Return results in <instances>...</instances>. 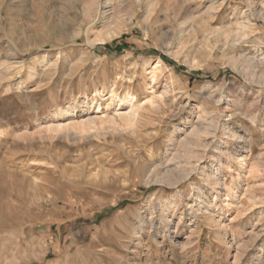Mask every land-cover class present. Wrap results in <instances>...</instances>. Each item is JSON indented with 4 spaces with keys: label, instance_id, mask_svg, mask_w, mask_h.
<instances>
[{
    "label": "rangeland",
    "instance_id": "obj_1",
    "mask_svg": "<svg viewBox=\"0 0 264 264\" xmlns=\"http://www.w3.org/2000/svg\"><path fill=\"white\" fill-rule=\"evenodd\" d=\"M109 4L0 0V264H264V0Z\"/></svg>",
    "mask_w": 264,
    "mask_h": 264
},
{
    "label": "bare ground",
    "instance_id": "obj_2",
    "mask_svg": "<svg viewBox=\"0 0 264 264\" xmlns=\"http://www.w3.org/2000/svg\"><path fill=\"white\" fill-rule=\"evenodd\" d=\"M112 0H106V4H109L110 2H111ZM114 1V0H113ZM134 1V3H136V4H138L139 2H140V0H133ZM96 2V1H95ZM98 2V1H97ZM99 5V4H98ZM110 5V4H109ZM105 12V11H104ZM104 12H103V15H102V17L103 18H105V15H104ZM83 14V13H82ZM242 27V26H241ZM240 27V28H241ZM114 35L113 34H111V32H109L108 34H107V36H105L106 38H112ZM96 38V40L94 41V42H97V43H99V44H101V43H104V41H105V39H103L102 37H100L99 35L98 36H96L95 37ZM250 62V61H249ZM246 65V66H245ZM242 66H245V67H248L249 65H247V64H245V62H244V60H243V62H242ZM253 66V65H252ZM259 67V66H258ZM132 97H133V95H125L124 97H123V99H119V102L120 103H130V100L132 99ZM131 104V103H130ZM151 105V104H150ZM114 114L116 115V117L120 120V122H122L124 125H127V126H132L133 125V123L135 122L134 120H136L135 118H137L136 117V114L138 115V112L135 110V109H133L132 108V106L130 105V107H129V110L127 111V112H124V113H122V112H119V109H117V110H115L114 111ZM116 117L115 116H111V117H108L107 119H106V121L104 122V123H107V124H110V125H116L117 123V121H116ZM117 119V120H118ZM103 121V120H102ZM86 122H88V121H86ZM93 122H89V124L91 125ZM103 123V122H102ZM94 124V123H93ZM86 125V124H85ZM198 136H199V134H198V132H195ZM202 137V136H201ZM240 138V137H239ZM184 140V139H183ZM183 143V145L184 146H188V145H196V143H194L193 142V140L192 139H190V138H185V140L184 141H182ZM246 146H247V144H246ZM244 152H246V149H245V151ZM190 154V153H189ZM189 154H187L188 156H189ZM240 154V153H239ZM238 154V157H236V159H237V162L238 163H245V158H244V156H241V155H239ZM177 155V154H176ZM190 158V157H189ZM195 158V157H194ZM198 158V157H197ZM174 159V158H173ZM183 161V160H182ZM197 164V163H196ZM202 169V168H201ZM176 170V169H175ZM183 170L185 171V169L183 168ZM177 171V170H176ZM165 172V171H164ZM163 172V173H164ZM178 172V171H177ZM181 172V171H180ZM160 173V172H159ZM178 174V173H177ZM183 174V173H182ZM184 175V174H183ZM186 175L187 174H185L184 176L186 177ZM182 176V175H181ZM171 177H173V178H175V179H178V175H175L174 174V171H169V172H166L165 174H164V176H163V178L164 179H166V180H168V179H170ZM157 178V177H156ZM212 179V178H211ZM216 179V178H215ZM215 179L213 180L214 182H215ZM157 180V179H156ZM217 180V179H216ZM158 181H159V179H158ZM170 181V180H169ZM212 181V182H213ZM218 181V180H217ZM168 182V181H167ZM166 182V183H167ZM213 182V185L214 184H218V182H216V183H214ZM220 182V181H219ZM165 183V184H166ZM161 184V183H160ZM168 186H169V183L167 184ZM172 185V184H171ZM164 186V185H163ZM198 191V190H197ZM234 196V195H233ZM230 198H231V196H230ZM165 206V205H164ZM227 206H229V204H227ZM166 208V207H165ZM163 218V217H162ZM164 222V221H163ZM162 222V223H163ZM143 223H140L139 224V227H143ZM165 226V225H164Z\"/></svg>",
    "mask_w": 264,
    "mask_h": 264
},
{
    "label": "trees",
    "instance_id": "obj_3",
    "mask_svg": "<svg viewBox=\"0 0 264 264\" xmlns=\"http://www.w3.org/2000/svg\"><path fill=\"white\" fill-rule=\"evenodd\" d=\"M161 58H162V60H163L164 62H166L167 64H172V62L169 61L168 59H166L165 57H161Z\"/></svg>",
    "mask_w": 264,
    "mask_h": 264
}]
</instances>
